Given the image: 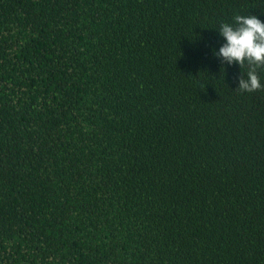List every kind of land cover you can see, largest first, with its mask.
<instances>
[{"label":"trees","instance_id":"obj_1","mask_svg":"<svg viewBox=\"0 0 264 264\" xmlns=\"http://www.w3.org/2000/svg\"><path fill=\"white\" fill-rule=\"evenodd\" d=\"M235 15L264 0H0V264H264Z\"/></svg>","mask_w":264,"mask_h":264},{"label":"clouds","instance_id":"obj_2","mask_svg":"<svg viewBox=\"0 0 264 264\" xmlns=\"http://www.w3.org/2000/svg\"><path fill=\"white\" fill-rule=\"evenodd\" d=\"M219 33L225 43L215 53L228 64L247 65L245 78H239L238 90L253 93L264 89L258 69H264V21L256 15H235L234 24L222 23Z\"/></svg>","mask_w":264,"mask_h":264}]
</instances>
